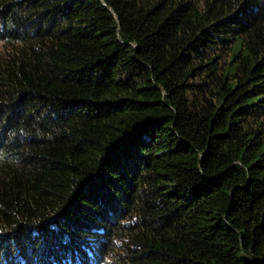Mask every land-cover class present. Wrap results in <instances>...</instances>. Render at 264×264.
I'll return each instance as SVG.
<instances>
[{"label": "trees", "instance_id": "trees-1", "mask_svg": "<svg viewBox=\"0 0 264 264\" xmlns=\"http://www.w3.org/2000/svg\"><path fill=\"white\" fill-rule=\"evenodd\" d=\"M0 264H264V0H0Z\"/></svg>", "mask_w": 264, "mask_h": 264}, {"label": "water", "instance_id": "water-1", "mask_svg": "<svg viewBox=\"0 0 264 264\" xmlns=\"http://www.w3.org/2000/svg\"><path fill=\"white\" fill-rule=\"evenodd\" d=\"M236 234H237V233H236ZM237 236H238L239 241H241V237L239 236V234H237Z\"/></svg>", "mask_w": 264, "mask_h": 264}]
</instances>
